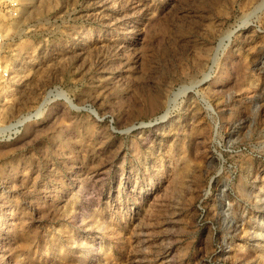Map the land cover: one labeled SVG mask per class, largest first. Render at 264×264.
Here are the masks:
<instances>
[{"label": "rangeland", "instance_id": "obj_1", "mask_svg": "<svg viewBox=\"0 0 264 264\" xmlns=\"http://www.w3.org/2000/svg\"><path fill=\"white\" fill-rule=\"evenodd\" d=\"M15 1L0 264H264V0Z\"/></svg>", "mask_w": 264, "mask_h": 264}, {"label": "built area", "instance_id": "obj_2", "mask_svg": "<svg viewBox=\"0 0 264 264\" xmlns=\"http://www.w3.org/2000/svg\"><path fill=\"white\" fill-rule=\"evenodd\" d=\"M5 3L10 5V6H8L9 9L16 11V13L13 11L11 12V13H14V16L16 17L17 12H18V8H16V9L14 8L16 6V1L15 0H5ZM17 7H18V3H17ZM0 49H1V46H0ZM7 78H8V72L6 71L5 68H3V66L0 63V80L5 81Z\"/></svg>", "mask_w": 264, "mask_h": 264}, {"label": "bare ground", "instance_id": "obj_3", "mask_svg": "<svg viewBox=\"0 0 264 264\" xmlns=\"http://www.w3.org/2000/svg\"><path fill=\"white\" fill-rule=\"evenodd\" d=\"M234 33V32H233ZM231 38V37H230ZM221 40V39H220ZM230 40V39H229ZM228 40V41H229ZM225 45V44H224ZM226 46V45H225ZM217 51H218V49H217ZM47 99V98H46ZM46 101L47 100H45L43 103H46ZM44 106V105H43ZM43 108V107H42ZM40 109V108H39ZM39 112V111H38ZM41 113V112H40ZM38 115H39V113H38ZM28 120H29V116L28 117H24V119H22V120H19L18 122H17V125H19V124H24V123H26V122H28ZM30 121V120H29ZM29 123V122H28ZM17 127V126H16ZM9 129V128H8ZM10 130V129H9ZM12 130H14V129H12ZM15 131V130H14ZM17 131V130H16Z\"/></svg>", "mask_w": 264, "mask_h": 264}]
</instances>
